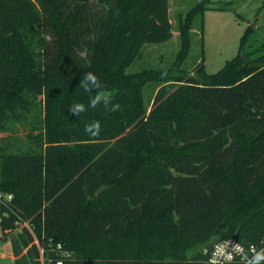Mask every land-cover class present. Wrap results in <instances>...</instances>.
<instances>
[{"label":"trees","instance_id":"obj_1","mask_svg":"<svg viewBox=\"0 0 264 264\" xmlns=\"http://www.w3.org/2000/svg\"><path fill=\"white\" fill-rule=\"evenodd\" d=\"M209 1L179 21L176 74L126 71L144 45L172 38L168 0H0V241L21 224L18 264H40L42 235L71 264H204L214 240L264 235V43L248 26L217 72L202 59L194 74L180 69ZM87 72L120 111L88 106Z\"/></svg>","mask_w":264,"mask_h":264},{"label":"rangeland","instance_id":"obj_2","mask_svg":"<svg viewBox=\"0 0 264 264\" xmlns=\"http://www.w3.org/2000/svg\"><path fill=\"white\" fill-rule=\"evenodd\" d=\"M198 1L170 0L169 17L174 37L161 44L144 45L134 56L126 71L133 73L148 68L165 70L170 66L173 67L172 63L179 49L177 37L179 21ZM248 26L253 30L250 38L251 44L255 46L264 43V0H210L202 17L197 16L193 21L191 49L180 69L194 74L195 67L202 59L207 73L217 72L227 60L236 55L240 37ZM172 69L177 74L179 67ZM156 85L155 82H149L142 90L148 109L156 91ZM19 133L23 135L25 132L19 130ZM7 135L8 133L0 131V137ZM21 230L22 226L18 223L5 230L8 236L5 241H0V264H18L20 262L17 260L18 257L25 254L26 247H21L19 255H14V249L18 250V246H21L16 238V234ZM220 235L221 232L215 230L195 238L186 254L189 256L199 252Z\"/></svg>","mask_w":264,"mask_h":264},{"label":"clouds","instance_id":"obj_3","mask_svg":"<svg viewBox=\"0 0 264 264\" xmlns=\"http://www.w3.org/2000/svg\"><path fill=\"white\" fill-rule=\"evenodd\" d=\"M79 85L86 93H95L90 96L89 107L96 108L98 105H102L107 112L120 111L121 105L113 102L112 93L102 90L101 82L95 73H85ZM69 109L71 114L77 117L87 111L83 103H75ZM101 130L102 126L99 121L94 120L85 123L84 131L90 137L99 136ZM235 255L241 256L243 264H264V247L257 249L255 245H251L246 252L240 243L234 244L232 241H223L212 246L208 264H230L232 257Z\"/></svg>","mask_w":264,"mask_h":264},{"label":"built area","instance_id":"obj_4","mask_svg":"<svg viewBox=\"0 0 264 264\" xmlns=\"http://www.w3.org/2000/svg\"><path fill=\"white\" fill-rule=\"evenodd\" d=\"M11 196H7V199H10ZM19 224V223H18ZM24 225H27V223H24ZM28 226V225H27ZM30 228V227H29ZM42 240H39L37 237H35V243L37 246V250L39 253V263L40 264H71L69 262V251L63 249V245L60 242H54L51 238H45L44 235L41 236ZM223 241H232L235 243H240L242 247L247 252L249 247L251 245H255L257 249H260L261 247H264V235L259 237L255 241L251 242H241L235 237H223L217 240H214L211 242L206 249L204 250L206 253L204 264H208L209 258H210V252L212 251V246L219 244ZM52 254L61 255L59 257H54ZM250 255V253H249ZM230 264H243L241 256L235 255L232 257Z\"/></svg>","mask_w":264,"mask_h":264},{"label":"crops","instance_id":"obj_5","mask_svg":"<svg viewBox=\"0 0 264 264\" xmlns=\"http://www.w3.org/2000/svg\"><path fill=\"white\" fill-rule=\"evenodd\" d=\"M170 0H168V2H169ZM170 11V2H169V7H168V12ZM178 34V33H177ZM176 35V34H175ZM172 37H174V32H173V35H172ZM1 233H2V231H1ZM1 233H0V235H1Z\"/></svg>","mask_w":264,"mask_h":264},{"label":"water","instance_id":"obj_6","mask_svg":"<svg viewBox=\"0 0 264 264\" xmlns=\"http://www.w3.org/2000/svg\"><path fill=\"white\" fill-rule=\"evenodd\" d=\"M206 249V248H205Z\"/></svg>","mask_w":264,"mask_h":264}]
</instances>
